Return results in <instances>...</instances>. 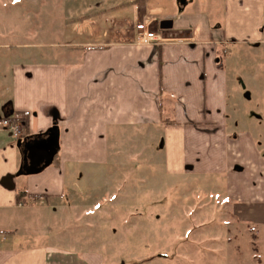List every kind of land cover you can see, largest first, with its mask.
Listing matches in <instances>:
<instances>
[{"label":"crops","instance_id":"0c3cea01","mask_svg":"<svg viewBox=\"0 0 264 264\" xmlns=\"http://www.w3.org/2000/svg\"><path fill=\"white\" fill-rule=\"evenodd\" d=\"M21 1L0 0V8ZM185 3L168 15L158 0H104L76 13L79 1L67 0L60 45L22 44L28 35L6 24L4 11L0 236L9 240L0 241V264H117L113 258L107 263L100 250L22 244L16 234L30 214L22 210L52 217L51 204L86 197V188L70 191L87 174L96 183L99 167H108L118 150L116 136L125 132L131 135V156L143 152L137 136L160 134L165 173L208 177L211 183L222 178L221 196L238 220L264 226V154L241 113L245 100L229 63L231 45H264V0H221L215 15L185 11ZM155 15L172 19V27L158 30L156 20L157 37L137 42L135 25ZM15 115L23 118L13 122ZM3 119L19 126L17 137L1 125ZM32 167L40 169L27 172ZM17 189L37 196L18 201Z\"/></svg>","mask_w":264,"mask_h":264},{"label":"rangeland","instance_id":"374dc122","mask_svg":"<svg viewBox=\"0 0 264 264\" xmlns=\"http://www.w3.org/2000/svg\"><path fill=\"white\" fill-rule=\"evenodd\" d=\"M39 1L33 4L22 0L11 8L4 6L0 8V19L5 11V23L28 35L21 39L22 44L51 41L60 45L67 0ZM69 1L71 5L79 1L76 13H84L95 2L104 0ZM158 1L167 9V15L180 11L179 2H186L185 11L215 15L221 2ZM160 19L155 15V20ZM72 24L69 30L75 28ZM42 33L53 37L38 39ZM69 36V42H75L73 33ZM229 52L231 74L234 80L238 75L241 100H245V107L239 112L245 115L248 129L264 154V45H231ZM117 136L120 144L116 152L111 151L113 155L110 153L113 160L110 159L109 168L99 167L96 183L90 184L93 179L87 174L80 184L74 185L75 191H70L74 195L78 188H86V197L79 195L51 204L56 209L52 217L49 213L43 217L34 210H22L30 214L24 216L16 234L19 242L63 243L85 252L100 250L107 263L113 258L117 264H264V226L238 220L230 201L221 196L222 178L211 183L208 177L165 173L160 134L137 136L135 145H142L143 152L132 156L129 132ZM111 139L113 142L114 137ZM110 146L115 148L112 143ZM91 170L97 172H86L95 174ZM105 171L109 173L102 174Z\"/></svg>","mask_w":264,"mask_h":264},{"label":"built area","instance_id":"2783aa9c","mask_svg":"<svg viewBox=\"0 0 264 264\" xmlns=\"http://www.w3.org/2000/svg\"><path fill=\"white\" fill-rule=\"evenodd\" d=\"M156 23L155 19L145 18L142 22H139L135 25L137 30V42H148L157 37L155 30H153V25ZM3 127L8 128L14 137L19 135V126L13 123H10L7 119L1 121Z\"/></svg>","mask_w":264,"mask_h":264},{"label":"trees","instance_id":"16d2710c","mask_svg":"<svg viewBox=\"0 0 264 264\" xmlns=\"http://www.w3.org/2000/svg\"><path fill=\"white\" fill-rule=\"evenodd\" d=\"M18 118H23V116L22 115H15V116L11 117L13 122L15 120H17ZM39 169H40V167H32V168L27 169L28 170L27 172H35ZM16 195H17V200L22 201V202H24L25 199H30V198L37 196V195H32L30 193H27V191L25 189H17Z\"/></svg>","mask_w":264,"mask_h":264},{"label":"water","instance_id":"95a60500","mask_svg":"<svg viewBox=\"0 0 264 264\" xmlns=\"http://www.w3.org/2000/svg\"><path fill=\"white\" fill-rule=\"evenodd\" d=\"M173 24L172 19H162L159 21L158 26L160 29L171 28Z\"/></svg>","mask_w":264,"mask_h":264}]
</instances>
